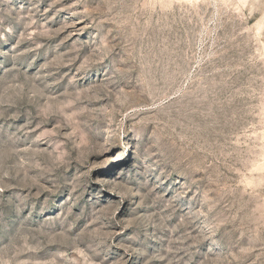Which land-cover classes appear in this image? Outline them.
Instances as JSON below:
<instances>
[{
	"label": "rangeland",
	"instance_id": "374dc122",
	"mask_svg": "<svg viewBox=\"0 0 264 264\" xmlns=\"http://www.w3.org/2000/svg\"><path fill=\"white\" fill-rule=\"evenodd\" d=\"M0 264H264V0H0Z\"/></svg>",
	"mask_w": 264,
	"mask_h": 264
}]
</instances>
